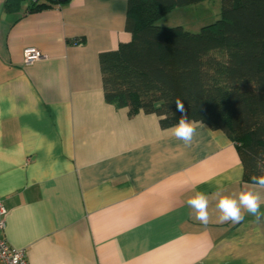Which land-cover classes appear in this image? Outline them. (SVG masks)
Instances as JSON below:
<instances>
[{"label":"crops","instance_id":"1","mask_svg":"<svg viewBox=\"0 0 264 264\" xmlns=\"http://www.w3.org/2000/svg\"><path fill=\"white\" fill-rule=\"evenodd\" d=\"M0 0L2 236L29 264H264V220L221 223L242 180L235 143L205 124L190 146L153 113L104 100L98 54L128 42L127 0ZM204 1L174 26L211 23ZM161 22H159L160 24ZM169 26V24H160ZM80 39L77 44L69 41ZM43 57L26 65L22 51ZM209 199V222L187 200Z\"/></svg>","mask_w":264,"mask_h":264},{"label":"trees","instance_id":"2","mask_svg":"<svg viewBox=\"0 0 264 264\" xmlns=\"http://www.w3.org/2000/svg\"><path fill=\"white\" fill-rule=\"evenodd\" d=\"M17 1L6 0L5 9ZM201 1L127 0L131 39L98 54L104 100L130 114L153 113L168 128L181 115L180 99L190 120L235 143L242 180L251 183L264 174V0H220L219 17L195 33L157 24L172 9Z\"/></svg>","mask_w":264,"mask_h":264},{"label":"clouds","instance_id":"3","mask_svg":"<svg viewBox=\"0 0 264 264\" xmlns=\"http://www.w3.org/2000/svg\"><path fill=\"white\" fill-rule=\"evenodd\" d=\"M175 105L176 111L181 115L177 124L173 127V134L185 146H190L194 137L198 134L197 129L203 127V124L188 118V113L180 99L175 100ZM250 182L257 189H264V174L251 176ZM261 203L262 197L259 190H243L239 194L233 193L221 196L216 205L220 212L218 220L221 223L231 221L233 224H237L244 220V213L247 212L259 222L264 220V213L260 211ZM187 204L194 210L195 219L207 225L209 222L208 196L204 192L198 191L187 200Z\"/></svg>","mask_w":264,"mask_h":264},{"label":"built area","instance_id":"4","mask_svg":"<svg viewBox=\"0 0 264 264\" xmlns=\"http://www.w3.org/2000/svg\"><path fill=\"white\" fill-rule=\"evenodd\" d=\"M31 5L38 3L39 0H28ZM23 63L28 65L41 57L43 54L34 47H26L22 51ZM7 210L0 198V264H29L25 251L11 247L2 236L5 226V216Z\"/></svg>","mask_w":264,"mask_h":264},{"label":"rangeland","instance_id":"5","mask_svg":"<svg viewBox=\"0 0 264 264\" xmlns=\"http://www.w3.org/2000/svg\"><path fill=\"white\" fill-rule=\"evenodd\" d=\"M204 5H206L205 9H207V11L212 16V19L210 22H214L219 17L220 0H205ZM203 9L204 8L197 7L196 9H193V10H175L173 12H168L166 15H164L162 18L158 20L157 24L161 22L160 24H169V27L170 26L173 27L174 24H177L176 22L182 20L180 18L181 15L198 18L200 17V13L202 12ZM198 31H195V32H198Z\"/></svg>","mask_w":264,"mask_h":264},{"label":"water","instance_id":"6","mask_svg":"<svg viewBox=\"0 0 264 264\" xmlns=\"http://www.w3.org/2000/svg\"><path fill=\"white\" fill-rule=\"evenodd\" d=\"M58 1L59 3H62V2H65L66 0H56Z\"/></svg>","mask_w":264,"mask_h":264}]
</instances>
